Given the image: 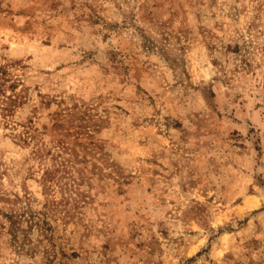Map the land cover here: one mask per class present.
<instances>
[{"label":"rangeland","instance_id":"obj_1","mask_svg":"<svg viewBox=\"0 0 264 264\" xmlns=\"http://www.w3.org/2000/svg\"><path fill=\"white\" fill-rule=\"evenodd\" d=\"M0 264H264V0H0Z\"/></svg>","mask_w":264,"mask_h":264},{"label":"trees","instance_id":"obj_2","mask_svg":"<svg viewBox=\"0 0 264 264\" xmlns=\"http://www.w3.org/2000/svg\"><path fill=\"white\" fill-rule=\"evenodd\" d=\"M6 109V107H3ZM52 173V171L50 172H45V180H51L53 175L50 174ZM26 214V210L25 209H22L20 212H15L13 213L12 211H10L9 213H5V216L7 217L8 219V222H9V226H10V230L12 232L15 233V228L18 227V223L22 220V216ZM29 216L33 215L32 212L28 213Z\"/></svg>","mask_w":264,"mask_h":264}]
</instances>
